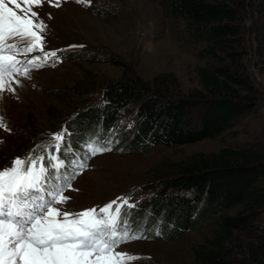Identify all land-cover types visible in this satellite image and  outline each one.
Returning <instances> with one entry per match:
<instances>
[{
	"label": "trees",
	"instance_id": "trees-1",
	"mask_svg": "<svg viewBox=\"0 0 264 264\" xmlns=\"http://www.w3.org/2000/svg\"><path fill=\"white\" fill-rule=\"evenodd\" d=\"M163 5L168 18L183 20L189 38L202 43L199 57L205 62L196 67L202 88L180 95L169 75L154 81L125 75L101 87L81 84L63 112L52 115L55 122L68 118L71 108L84 106L85 114L73 120L79 133L67 119L54 127L71 133V145L115 139L117 149L137 152L152 145L192 143L230 132L254 109L259 90L244 57L251 50L264 61V0H164ZM7 129L8 134L21 133V143L13 148L21 151L12 154L16 157L48 142L51 133L20 131L13 124ZM75 153H68V159L77 160ZM131 195L136 206L124 209L125 218L148 233L163 222L182 232L211 223L204 243L193 245L192 264H264V133L248 144L194 152L173 176L134 188Z\"/></svg>",
	"mask_w": 264,
	"mask_h": 264
},
{
	"label": "rangeland",
	"instance_id": "rangeland-1",
	"mask_svg": "<svg viewBox=\"0 0 264 264\" xmlns=\"http://www.w3.org/2000/svg\"><path fill=\"white\" fill-rule=\"evenodd\" d=\"M163 2L91 0L90 6L86 7L77 0H60L57 7L54 0H43L41 6H34L38 19L47 25L43 34L45 49L65 51L66 55L61 58L58 52V61L33 69L31 78L19 77L20 84H13L15 93L5 91L4 100L0 99V117L6 125L13 124L20 131L32 132L36 128L43 133L50 131L46 137L50 139L53 133L59 132L54 128L57 123L66 119L71 123L72 131L79 133V126L73 120L85 114L84 106L71 108L68 118L60 116L55 122L52 115L63 112L60 110L66 106L70 94L81 88V84L94 83L101 87L125 75L138 76L145 81L169 75L175 79L171 86L180 95H189L194 88L201 89L196 67L205 62L199 57L202 43L189 38L183 20L175 21L164 14ZM244 20L250 25V18L245 13ZM69 45L78 48H66ZM81 45L83 47H79ZM111 60L123 65H116ZM244 62L253 85L259 90V97L254 109L229 129L230 132L176 146L152 145L137 152L114 148L91 156L85 146L90 140L76 141L73 149L85 154L84 160L90 158L87 168L64 193L70 198L66 207L80 211L98 204L102 206L132 186L146 187L173 176L179 164L194 152H211L225 145L261 140L264 133V61L248 50ZM92 125V128L97 127ZM20 140L21 133L8 134L0 128V169L4 168V163L8 166L11 162L6 158H15L12 154L21 152L13 150ZM210 225L209 222L206 226L182 232L163 222L157 236L152 235L151 229V236L124 243L126 253L142 257L128 264H192L193 245L204 243ZM118 250L123 251L122 245Z\"/></svg>",
	"mask_w": 264,
	"mask_h": 264
},
{
	"label": "snow or ice",
	"instance_id": "snow-or-ice-1",
	"mask_svg": "<svg viewBox=\"0 0 264 264\" xmlns=\"http://www.w3.org/2000/svg\"><path fill=\"white\" fill-rule=\"evenodd\" d=\"M42 3L0 0V97L5 91L15 93L13 84H20L19 77L30 78L33 69L60 59L61 50L45 51L47 25L33 10ZM59 3L54 0V6ZM77 3L90 6V0ZM0 128L8 130L3 117ZM70 136L62 128L27 156L15 157L0 169V264H128L142 258L118 250L143 238L132 233L123 218L125 208L136 206L129 196L80 211L66 207L70 198L65 191L87 168L83 161L68 159L73 151L66 139ZM85 146L91 155L111 151L96 140Z\"/></svg>",
	"mask_w": 264,
	"mask_h": 264
},
{
	"label": "bare ground",
	"instance_id": "bare-ground-1",
	"mask_svg": "<svg viewBox=\"0 0 264 264\" xmlns=\"http://www.w3.org/2000/svg\"><path fill=\"white\" fill-rule=\"evenodd\" d=\"M31 78V77H30ZM22 85V84H21ZM15 87V86H14ZM3 97V96H2ZM2 97H0V99H2ZM4 99H2V101H3ZM73 189V188H72Z\"/></svg>",
	"mask_w": 264,
	"mask_h": 264
},
{
	"label": "clouds",
	"instance_id": "clouds-1",
	"mask_svg": "<svg viewBox=\"0 0 264 264\" xmlns=\"http://www.w3.org/2000/svg\"><path fill=\"white\" fill-rule=\"evenodd\" d=\"M144 239V238H143ZM142 240V239H141Z\"/></svg>",
	"mask_w": 264,
	"mask_h": 264
}]
</instances>
